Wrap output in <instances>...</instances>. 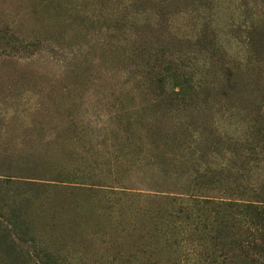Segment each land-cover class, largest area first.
I'll return each instance as SVG.
<instances>
[{"label": "rangeland", "instance_id": "rangeland-1", "mask_svg": "<svg viewBox=\"0 0 264 264\" xmlns=\"http://www.w3.org/2000/svg\"><path fill=\"white\" fill-rule=\"evenodd\" d=\"M260 201L264 0H0V264H243Z\"/></svg>", "mask_w": 264, "mask_h": 264}, {"label": "trees", "instance_id": "trees-1", "mask_svg": "<svg viewBox=\"0 0 264 264\" xmlns=\"http://www.w3.org/2000/svg\"><path fill=\"white\" fill-rule=\"evenodd\" d=\"M217 205L220 207L222 206L240 209L241 212L238 211V214L245 215L246 217H248L250 219L249 223H252L255 227H257L259 233L258 235L260 236L257 240L261 241L260 246L264 245V201H260L258 202V204L245 203L240 205H235L230 202H221L217 203ZM222 228L227 229L228 226L226 224H223ZM255 240L247 236L243 240L235 238L232 241V247L241 255L240 259L243 264H264V256H261V258L253 257L256 255L255 252H257L258 250ZM229 259L216 260L213 263L224 264L227 261H230Z\"/></svg>", "mask_w": 264, "mask_h": 264}]
</instances>
